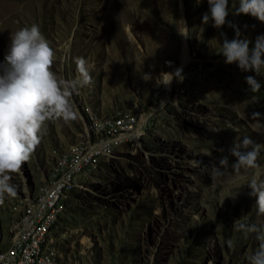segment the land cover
<instances>
[{"label": "rangeland", "instance_id": "374dc122", "mask_svg": "<svg viewBox=\"0 0 264 264\" xmlns=\"http://www.w3.org/2000/svg\"><path fill=\"white\" fill-rule=\"evenodd\" d=\"M6 1L0 64L11 33L35 23L55 50V72L75 79L78 57L94 67L93 82L72 98L78 117L47 121L32 158L13 176L17 195L0 204V253L8 249L28 200L43 186L55 153L84 137L87 111L97 117L120 111L138 117L137 132L115 144L63 198L53 232L61 261L248 264L258 242L254 235L245 237L236 222L264 225L256 197L248 194L257 172L264 179V150L259 169L236 172L228 149L245 136L264 144L257 126L264 124V69L257 76L226 64L221 46L225 36L236 39L238 30V38L254 47L264 23L237 15L240 0H229L228 22L219 29L211 19L203 23L204 14L210 16L208 0ZM182 20L189 29L184 67ZM177 69L182 80L157 86L160 73ZM146 73L152 77L147 82ZM247 76L259 81L258 92L250 90ZM222 156L228 166L214 177L211 166Z\"/></svg>", "mask_w": 264, "mask_h": 264}, {"label": "clouds", "instance_id": "9594fccd", "mask_svg": "<svg viewBox=\"0 0 264 264\" xmlns=\"http://www.w3.org/2000/svg\"><path fill=\"white\" fill-rule=\"evenodd\" d=\"M208 4L210 16L204 14L203 23L207 24L211 19L214 27H223L228 22L229 0H208ZM236 14L251 15L264 23V0H240ZM180 24L183 31L179 34L188 37L189 29L183 21ZM229 27L234 26L229 23ZM238 37V30L236 39L229 41L224 37L221 53L225 63H236L240 70L254 72L258 76L264 69V36H258L252 48L248 39ZM55 60V50L38 24L33 23L11 33L8 53L0 64V204L5 196L17 195L18 186L13 183V176L21 174L23 165L32 158L46 134V122L55 118L75 120L78 111L73 95L93 82L91 73L94 66L84 57L76 58L78 76L73 80L65 79L53 70ZM181 72L180 69L174 73L162 72L155 82L157 86H170L174 79H183ZM142 78L146 82L152 79L147 73ZM246 83L253 93L261 89L255 76H247ZM161 104L165 102L161 101ZM252 118L260 117L257 113ZM238 130L233 127V131ZM262 150L264 144L245 136L240 143L228 149L229 155L235 158L232 168L236 172L259 169ZM194 163L199 166L202 161ZM227 166L228 157L222 156L218 165L211 166L212 175H222L221 169ZM248 188L249 196L256 197L259 214H264V179H260V173L252 177ZM236 223L245 237L254 235L258 242V247L248 257V264H264V225ZM228 243L231 246V241Z\"/></svg>", "mask_w": 264, "mask_h": 264}, {"label": "bare ground", "instance_id": "6f19581e", "mask_svg": "<svg viewBox=\"0 0 264 264\" xmlns=\"http://www.w3.org/2000/svg\"><path fill=\"white\" fill-rule=\"evenodd\" d=\"M8 11L9 5L7 4V1L0 0V19L5 17ZM182 31L183 29L180 28V32ZM181 38L183 40L181 67H184L188 63V49L186 46V37L181 36ZM116 120H118V123H133L136 120V117L125 115L120 111L112 116L97 117L95 114L87 111L86 132L84 137L69 150L55 153L52 167L48 172L43 186L28 200L19 221L12 229V236L8 249L0 253V261H8L11 251L15 248V240L23 227L30 221V213L34 207V201L44 200L48 195L50 184L59 181L57 189L54 190L51 202H47L43 205L37 214L36 220L32 221V230H39V227L43 226V228H40V235H44L41 244L30 250V242H23V250H30V253H28L24 259V252L16 251V260H23L22 264H38L43 256L47 255V259L51 260L49 261V264H64L53 246V232L57 227L62 212V200L75 188L80 180L88 175L91 169H93L102 158L109 155L115 144L124 140L116 139L113 141H107L115 136L117 130ZM253 120L255 121L256 119L253 118ZM257 126L259 130L262 129L264 138V124L260 125L258 123ZM91 138H97V140L92 141V148L103 147L101 155L99 151L88 153ZM74 157L75 160H84V162L80 163L76 168L75 184L67 185L66 181H61L65 178V170L58 169H64V160H71ZM74 168L75 161H66V169ZM55 207L57 208L56 211Z\"/></svg>", "mask_w": 264, "mask_h": 264}, {"label": "built area", "instance_id": "2783aa9c", "mask_svg": "<svg viewBox=\"0 0 264 264\" xmlns=\"http://www.w3.org/2000/svg\"><path fill=\"white\" fill-rule=\"evenodd\" d=\"M128 112H125L123 114H127ZM138 117L133 123H118L117 122V130L115 132V136L112 137V139L107 141H113L116 139H129L131 137V134L137 132V126H138ZM98 122V121H96ZM97 140V138H91L90 140V147L88 150V153L92 151H99L101 155L102 148H92V141ZM65 161V168L64 169H58V170H65V178L61 181H66L68 184H75V176H76V168L79 166L80 163L84 162V160H75V157L71 160H64ZM66 161H75V168L74 169H66ZM59 184V181H57L54 184H50L48 195L46 198L42 201H34V207L31 210L30 213V221L23 227V229L20 231L17 239L15 240V248L11 251V254L9 256L8 261H0V264H22L23 260H16V251H23L24 252V259L25 256L30 253V250L41 244V240L44 238V235H40V228L39 230H32V221H35L37 218V214L39 213L40 209L43 205H45L47 202H51V199L54 195V190L57 189ZM57 208L55 207V211ZM23 242H30V250H23ZM49 261L47 259V255L43 256L42 260L39 261L38 264H49Z\"/></svg>", "mask_w": 264, "mask_h": 264}]
</instances>
